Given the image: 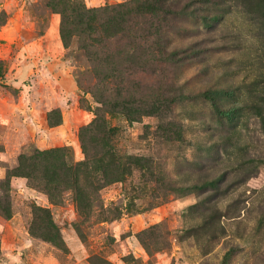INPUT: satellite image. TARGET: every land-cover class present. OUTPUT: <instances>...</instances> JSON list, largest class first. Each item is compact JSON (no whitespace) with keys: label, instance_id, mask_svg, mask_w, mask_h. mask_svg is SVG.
I'll use <instances>...</instances> for the list:
<instances>
[{"label":"rangeland","instance_id":"rangeland-1","mask_svg":"<svg viewBox=\"0 0 264 264\" xmlns=\"http://www.w3.org/2000/svg\"><path fill=\"white\" fill-rule=\"evenodd\" d=\"M56 3L0 0V181L33 150L68 147L83 161L80 130L95 113L116 131L123 170L88 181L82 213L72 193L53 205L11 177L0 264H264V0H157L175 60L158 56L154 36L130 47L107 37L99 79L81 41L65 48ZM135 53L143 59L129 69ZM68 74L91 91L72 92ZM39 207L59 245L35 220Z\"/></svg>","mask_w":264,"mask_h":264},{"label":"trees","instance_id":"trees-1","mask_svg":"<svg viewBox=\"0 0 264 264\" xmlns=\"http://www.w3.org/2000/svg\"><path fill=\"white\" fill-rule=\"evenodd\" d=\"M56 5L60 6L62 15L61 35L65 48H70L74 44V39L81 41L78 48L80 47L86 57L94 62L90 72H94L98 79L101 77L100 69L104 67L106 61L97 57V54L106 49L107 37H125L129 40L130 47L138 39L146 42L154 36L157 39L155 45L158 56L166 58L167 61L175 60L176 53L170 52L167 48L171 34L170 18L157 0H126L117 6L100 8H89L80 0H57ZM88 34L93 38L84 43ZM139 34H144V37H139ZM142 59L143 56H139L138 53L125 56L129 69L135 68ZM110 65L112 69L125 71L119 63ZM75 77L80 90L85 93L91 91L82 82L81 74ZM115 135L116 131L109 126L106 119L95 113L93 123L80 130V141L85 155L83 161L76 162L72 150L68 147L46 151L33 150L30 154L20 156L18 166L8 171L7 180L0 181V188L4 184L9 186L8 180L11 177H22L26 178L34 189L46 194L53 205L61 204L64 194L70 192L81 213L91 209L92 206L86 201L88 181L99 183L111 172L118 173L123 170L124 159L117 147L112 144ZM92 142H95V146H92ZM33 214L37 222L47 226L45 228L49 240L59 245L61 235L52 221L49 209L34 208Z\"/></svg>","mask_w":264,"mask_h":264},{"label":"crops","instance_id":"crops-1","mask_svg":"<svg viewBox=\"0 0 264 264\" xmlns=\"http://www.w3.org/2000/svg\"><path fill=\"white\" fill-rule=\"evenodd\" d=\"M62 81L72 92L78 90V85L74 77L70 76L69 74L67 76H64Z\"/></svg>","mask_w":264,"mask_h":264}]
</instances>
